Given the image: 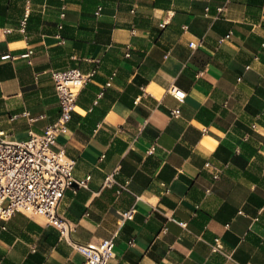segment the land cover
<instances>
[{"label": "crops", "instance_id": "0c3cea01", "mask_svg": "<svg viewBox=\"0 0 264 264\" xmlns=\"http://www.w3.org/2000/svg\"><path fill=\"white\" fill-rule=\"evenodd\" d=\"M69 67L96 69L58 137L91 175L58 208L73 240L115 236L111 264H264V0H0V130L43 133L60 114L52 70ZM0 264L85 256L16 212Z\"/></svg>", "mask_w": 264, "mask_h": 264}, {"label": "built area", "instance_id": "2783aa9c", "mask_svg": "<svg viewBox=\"0 0 264 264\" xmlns=\"http://www.w3.org/2000/svg\"><path fill=\"white\" fill-rule=\"evenodd\" d=\"M64 9L65 5L62 16L65 15ZM31 53L30 49L22 56L29 57ZM95 72L96 69L83 72L78 67L52 70L60 114L43 133H31L27 139L20 140L0 130V219L7 220L16 212L29 217H43L47 223L58 227L62 238L84 254L85 264H111L115 236L85 243L74 241L71 233L76 223L58 212L65 191L87 187L91 179V175L84 178L74 176L76 159L68 156L64 147L58 145V137L68 131L80 91L93 79ZM171 92L180 100L185 97V92L178 87H172ZM173 113L179 115L180 109H174ZM109 180L115 181L114 173L106 177V183ZM135 212L136 207L132 206L120 213L121 219H131ZM130 243L133 244V241ZM210 246L227 258L233 257L232 252L224 249L220 237H216Z\"/></svg>", "mask_w": 264, "mask_h": 264}]
</instances>
